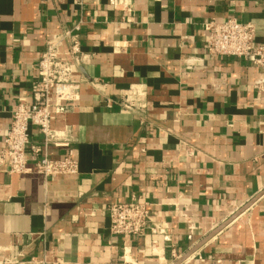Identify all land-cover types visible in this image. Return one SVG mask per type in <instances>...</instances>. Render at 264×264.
Instances as JSON below:
<instances>
[{
  "label": "crops",
  "instance_id": "obj_1",
  "mask_svg": "<svg viewBox=\"0 0 264 264\" xmlns=\"http://www.w3.org/2000/svg\"><path fill=\"white\" fill-rule=\"evenodd\" d=\"M130 2L123 13L109 0L83 9L74 0H0V149L18 101L32 99L47 38L82 19L89 55L75 76L79 99L53 119L69 147L50 150L69 152L79 173L0 169V264H124L107 208L133 198L165 233L133 237L128 264L177 263L251 202L181 264H264V97L254 87L264 69L212 57L204 28L233 16L253 22L264 43V0ZM136 85L144 125L105 105ZM31 139L43 135L32 128Z\"/></svg>",
  "mask_w": 264,
  "mask_h": 264
},
{
  "label": "built area",
  "instance_id": "obj_2",
  "mask_svg": "<svg viewBox=\"0 0 264 264\" xmlns=\"http://www.w3.org/2000/svg\"><path fill=\"white\" fill-rule=\"evenodd\" d=\"M74 2L83 9L85 0ZM109 3L123 13L133 9L130 0H109ZM83 24L84 20L80 19L73 27L47 38L45 51L39 61L38 75L31 91L32 99L18 101L2 141L0 169L7 173L37 172L45 178L79 173V161L69 152L55 158L51 156L50 150L51 147H69L70 140L64 132H59L53 127V119L58 114L68 112L77 100L76 86L81 83L75 76L89 57L82 45ZM204 28L207 31L208 52L212 57H236L264 69V43L256 42V26L253 22H243L233 16L224 20L212 18L204 24ZM194 60L186 61L188 69L198 67L194 65ZM254 87L257 93L264 97V75L255 80ZM144 96L143 87L136 85L120 97L106 95L105 105L107 108L116 107L124 113L134 115L144 125L148 120ZM32 128L43 135L41 141L31 139ZM107 213L110 218V232L123 239L124 264L129 263L133 237L145 234L150 228L161 234L165 233V227L150 224L152 211L145 201L133 198L130 202L111 203ZM173 254L176 257L178 255L175 251ZM8 263L17 264L16 261ZM35 263L41 264L40 261Z\"/></svg>",
  "mask_w": 264,
  "mask_h": 264
},
{
  "label": "water",
  "instance_id": "obj_3",
  "mask_svg": "<svg viewBox=\"0 0 264 264\" xmlns=\"http://www.w3.org/2000/svg\"><path fill=\"white\" fill-rule=\"evenodd\" d=\"M252 205L251 203H248L245 207H242L235 215H233L230 219L222 223L217 229H215L208 237H206L200 244H198L192 251H190L187 255L182 257L177 263L175 264H181L191 253L196 251L201 245H203L205 242H207L211 237L216 235L220 230H222L226 225H228L232 220H234L237 216H239L241 213H243L248 207Z\"/></svg>",
  "mask_w": 264,
  "mask_h": 264
}]
</instances>
